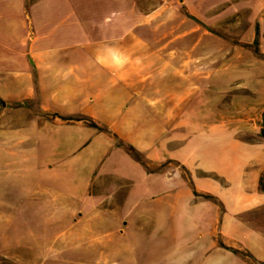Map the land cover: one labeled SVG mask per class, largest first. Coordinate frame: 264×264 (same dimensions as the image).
<instances>
[{"label": "crops", "instance_id": "crops-1", "mask_svg": "<svg viewBox=\"0 0 264 264\" xmlns=\"http://www.w3.org/2000/svg\"><path fill=\"white\" fill-rule=\"evenodd\" d=\"M182 1L191 12L224 2L249 10L242 40L264 53V0ZM164 8L143 12L137 0H0V171L12 153L22 155L31 174L22 184L39 206L19 214L40 218V226L46 219L43 233H23L15 214L2 212L1 253L45 251L34 264H251L250 255L264 264V253L220 244L215 195L150 193L166 185V142L175 137L166 140L164 123L186 121L195 95L196 70L171 58L202 56L195 33L178 35L194 38L188 51L149 45L171 41L153 32ZM201 137L168 157L215 168L224 141L214 133L205 151ZM242 151V168L261 174L264 142ZM16 259L29 264L21 254Z\"/></svg>", "mask_w": 264, "mask_h": 264}, {"label": "rangeland", "instance_id": "rangeland-1", "mask_svg": "<svg viewBox=\"0 0 264 264\" xmlns=\"http://www.w3.org/2000/svg\"><path fill=\"white\" fill-rule=\"evenodd\" d=\"M137 1L143 12L165 5L157 13L153 32L156 35L166 34V40L171 41L156 40L150 42L151 47L159 49L166 45L165 48L171 50L188 51L195 46L194 38L179 41L181 38L178 35L194 37L195 33L197 48L202 52V56L196 59L171 58L176 66L180 63L181 66L186 65L187 71L196 70L192 80L196 81L193 86L195 95L187 99L186 121L164 123L166 140L175 137L166 142V160L162 165L165 166L166 185L154 187L150 193L156 199L177 193L215 195L219 210L220 244L239 246L244 253L250 251L259 258L264 253V171L261 174L257 171L256 174L252 165L242 168L243 145L264 142V89L259 86V81L264 79V53L247 46V42L242 40L250 29V11L228 10L224 2L193 11L196 13L193 14L182 0ZM141 33H148V30L145 28ZM214 133L221 137L219 141H224L218 145L221 153L215 168H188L168 157L170 151L186 148L200 136L202 149L209 150ZM17 141V138H12L11 145L16 147ZM9 160L10 166L5 167L3 173L0 171V214H15L13 220L23 233H29V229L43 233L45 217L41 219L40 226V218L36 223L34 215L25 219L19 214L23 211L33 213L39 206L36 196H32L31 190L27 191L22 184L31 177L26 163L23 164L24 158L21 154L12 153ZM153 166L161 168L156 164ZM227 195L233 201L218 198L225 199ZM230 210L233 216L228 215L232 213L228 212ZM177 211L183 212L181 206ZM7 219L9 217L5 221ZM24 221L25 224L19 225ZM20 254L29 264L46 256L45 251L29 247L14 249L8 254L0 252V264H20L16 259ZM246 258L251 264H259L251 256Z\"/></svg>", "mask_w": 264, "mask_h": 264}, {"label": "trees", "instance_id": "trees-1", "mask_svg": "<svg viewBox=\"0 0 264 264\" xmlns=\"http://www.w3.org/2000/svg\"><path fill=\"white\" fill-rule=\"evenodd\" d=\"M255 44L257 45V41L255 42ZM86 119H87V120L89 121V123L92 124L93 126H96V127L101 128L96 122L92 121V120L89 119V118H86ZM126 148H127L128 152H130V154H132V156H133L134 158H136V159H138V160H141L140 157H139V155H138V153H137V151H136V149H135L133 146L128 145ZM250 256H252V255H250Z\"/></svg>", "mask_w": 264, "mask_h": 264}]
</instances>
